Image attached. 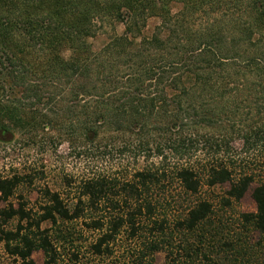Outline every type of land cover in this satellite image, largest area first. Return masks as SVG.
Listing matches in <instances>:
<instances>
[{
  "label": "trees",
  "instance_id": "obj_1",
  "mask_svg": "<svg viewBox=\"0 0 264 264\" xmlns=\"http://www.w3.org/2000/svg\"><path fill=\"white\" fill-rule=\"evenodd\" d=\"M12 135L28 148H110L123 170L62 176L39 190L34 217L18 193L47 168L0 173V242L23 264L38 250L53 261L42 224L76 220L100 231L98 256L124 228L149 233L130 264L161 252L163 264H264V181L236 238L200 197L229 183L230 205L256 181L232 148H264V0H0V139ZM166 206L171 228L157 217Z\"/></svg>",
  "mask_w": 264,
  "mask_h": 264
},
{
  "label": "rangeland",
  "instance_id": "obj_2",
  "mask_svg": "<svg viewBox=\"0 0 264 264\" xmlns=\"http://www.w3.org/2000/svg\"><path fill=\"white\" fill-rule=\"evenodd\" d=\"M154 23L155 21H150L149 28H152ZM116 30L121 33L123 26H116ZM104 38L105 35L101 36L96 41V46L101 44ZM24 143L25 141L16 135L7 137L5 140L0 139V173L5 175L11 173L13 169L42 170L43 167L47 168L48 179L37 180L33 187L22 188L18 193V195L22 194L24 202L27 201L26 207L32 211L33 217L35 212H39V208L43 204L39 190L46 185L52 190L60 189L62 176H73L74 179H77L78 176L84 174L107 173L115 175L123 171L120 167L119 157L110 148H67L65 144L61 148H28ZM233 146L236 147L232 148L234 153L238 154L239 158L243 159L248 166V170L257 176L255 183L250 186L240 201H230V205H226L224 202L228 198L229 183L211 188L204 186L200 197L206 199L213 206L215 210L214 221L216 223L222 222L224 232L231 233L236 238L239 233L244 234L240 222L241 215L255 212L251 193L256 184L264 181V148H249L245 152V149L240 148L241 144L237 139H235ZM196 156L202 158L199 153ZM124 163L127 162L124 161ZM23 201L16 196L12 203L17 207L19 202ZM183 203L185 202L181 204ZM175 216H177L175 209L167 207L157 217L158 221L165 219L166 224L171 228ZM16 225L17 221L13 220L5 226V229L14 230ZM41 230H45L44 235L49 238L52 245L50 256H52L53 261L51 264H130L134 260V249L143 247L144 244L152 240L147 232L140 237L131 239L129 230L124 228L114 242L110 243L112 254L98 256L94 253L93 246L100 231L89 228L84 220L59 221L56 225L44 223L41 225ZM247 237L251 244L260 240V236L256 232L247 234ZM261 246H264V243H261ZM258 250H261V247H258ZM164 256L163 252L154 255L153 264H163ZM32 260L34 264H46L48 257L42 250H38L33 252ZM0 264H23L17 256L12 254L10 248L5 246L3 241L0 242Z\"/></svg>",
  "mask_w": 264,
  "mask_h": 264
}]
</instances>
